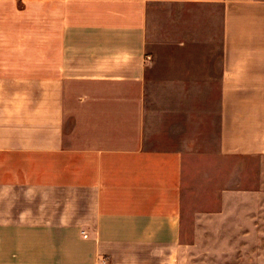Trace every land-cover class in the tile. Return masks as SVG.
<instances>
[{
    "label": "crops",
    "instance_id": "obj_1",
    "mask_svg": "<svg viewBox=\"0 0 264 264\" xmlns=\"http://www.w3.org/2000/svg\"><path fill=\"white\" fill-rule=\"evenodd\" d=\"M199 99L264 237V0H0V264H182Z\"/></svg>",
    "mask_w": 264,
    "mask_h": 264
},
{
    "label": "rangeland",
    "instance_id": "obj_2",
    "mask_svg": "<svg viewBox=\"0 0 264 264\" xmlns=\"http://www.w3.org/2000/svg\"><path fill=\"white\" fill-rule=\"evenodd\" d=\"M205 103L199 99V156L185 177L182 264H259L264 237L243 236L242 209L232 205L237 198L228 192L244 186L242 169L236 171L237 159L219 153Z\"/></svg>",
    "mask_w": 264,
    "mask_h": 264
},
{
    "label": "built area",
    "instance_id": "obj_3",
    "mask_svg": "<svg viewBox=\"0 0 264 264\" xmlns=\"http://www.w3.org/2000/svg\"><path fill=\"white\" fill-rule=\"evenodd\" d=\"M85 236H87V235H85Z\"/></svg>",
    "mask_w": 264,
    "mask_h": 264
}]
</instances>
